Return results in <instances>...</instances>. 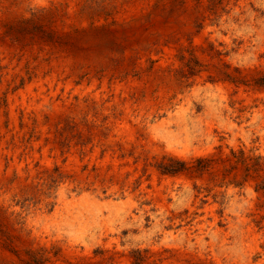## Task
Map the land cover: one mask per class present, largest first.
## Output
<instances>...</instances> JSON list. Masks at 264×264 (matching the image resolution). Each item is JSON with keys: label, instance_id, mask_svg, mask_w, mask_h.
Returning a JSON list of instances; mask_svg holds the SVG:
<instances>
[{"label": "rangeland", "instance_id": "obj_1", "mask_svg": "<svg viewBox=\"0 0 264 264\" xmlns=\"http://www.w3.org/2000/svg\"><path fill=\"white\" fill-rule=\"evenodd\" d=\"M0 264H264V0H0Z\"/></svg>", "mask_w": 264, "mask_h": 264}]
</instances>
